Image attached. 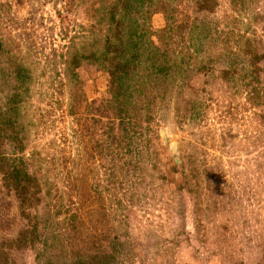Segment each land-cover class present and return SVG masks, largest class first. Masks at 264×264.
I'll use <instances>...</instances> for the list:
<instances>
[{"label":"rangeland","instance_id":"rangeland-1","mask_svg":"<svg viewBox=\"0 0 264 264\" xmlns=\"http://www.w3.org/2000/svg\"><path fill=\"white\" fill-rule=\"evenodd\" d=\"M0 264H264V0H0Z\"/></svg>","mask_w":264,"mask_h":264}]
</instances>
